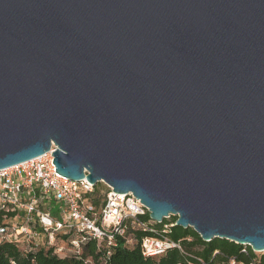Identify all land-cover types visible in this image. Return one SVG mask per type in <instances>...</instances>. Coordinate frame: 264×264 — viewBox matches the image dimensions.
I'll list each match as a JSON object with an SVG mask.
<instances>
[{
    "label": "water",
    "instance_id": "water-1",
    "mask_svg": "<svg viewBox=\"0 0 264 264\" xmlns=\"http://www.w3.org/2000/svg\"><path fill=\"white\" fill-rule=\"evenodd\" d=\"M132 193L264 252V0H0V170Z\"/></svg>",
    "mask_w": 264,
    "mask_h": 264
},
{
    "label": "built area",
    "instance_id": "built-area-1",
    "mask_svg": "<svg viewBox=\"0 0 264 264\" xmlns=\"http://www.w3.org/2000/svg\"><path fill=\"white\" fill-rule=\"evenodd\" d=\"M55 148L53 145L50 152L39 158L0 170V212L4 213V219H16L24 213L29 224L41 229L36 233L27 227L17 229L4 223L0 227V243H19L23 238L46 235V246L64 258L80 257L83 246L95 240L108 258L120 238L127 246L137 244L131 230L138 229L145 234L140 242L144 257L158 258L170 250L182 251L181 244L169 237L176 223L158 228V223L144 220L148 209L132 193L118 194L105 185L104 203L100 207L94 205L95 187L86 178L74 181L56 173L52 156ZM51 202L58 205L57 214L52 209L46 210ZM231 264L236 263L232 260Z\"/></svg>",
    "mask_w": 264,
    "mask_h": 264
},
{
    "label": "trees",
    "instance_id": "trees-1",
    "mask_svg": "<svg viewBox=\"0 0 264 264\" xmlns=\"http://www.w3.org/2000/svg\"><path fill=\"white\" fill-rule=\"evenodd\" d=\"M92 200L97 207L104 203L99 197H95V194ZM144 220L150 221V215L148 214ZM4 221V213L0 212V227ZM176 221L177 218L172 217L170 220H164L157 227L163 228L164 225L176 223ZM131 233L138 243L130 247L120 238L117 241V247L112 250L108 258L105 256V250L95 240H89L83 246L80 257L64 258L58 256L52 247L32 244L33 246L28 250H22L19 243L1 242L0 264H86L88 261H91V264H201L199 260L203 264H231L232 260L236 264H264V256L258 257L249 246L238 245L226 239L205 242L193 229L178 226L171 229L169 237L181 244L182 251L170 250L158 258H146L140 247L145 234L138 229H132ZM243 250L247 253H243Z\"/></svg>",
    "mask_w": 264,
    "mask_h": 264
},
{
    "label": "rangeland",
    "instance_id": "rangeland-1",
    "mask_svg": "<svg viewBox=\"0 0 264 264\" xmlns=\"http://www.w3.org/2000/svg\"><path fill=\"white\" fill-rule=\"evenodd\" d=\"M105 192H106L105 184H103V183L97 184V186L95 188V197H99L101 202L104 201ZM48 209H52L53 213L57 214L58 205H56V202H51L46 207V210H48ZM27 218L28 217L23 213V214L19 215L18 218H16V219H6L4 221V223L15 225L17 229H21L22 227H27L29 230L31 229V232L40 233L41 232L40 227L38 225L29 224L27 221ZM46 242H47V236L46 235H43L39 238H38V236H35L34 239H30V240L28 238L21 239V241L19 242V246L22 250H28L31 246H33L32 244H37L40 246H46ZM61 245L64 246V243L61 242ZM130 247H132V245H130ZM256 255L258 257L264 256V252L256 253Z\"/></svg>",
    "mask_w": 264,
    "mask_h": 264
}]
</instances>
